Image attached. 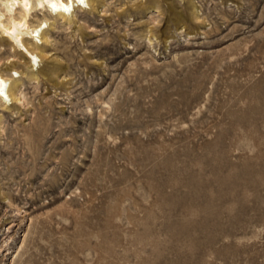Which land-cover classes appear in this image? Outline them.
<instances>
[{"label": "rangeland", "instance_id": "obj_1", "mask_svg": "<svg viewBox=\"0 0 264 264\" xmlns=\"http://www.w3.org/2000/svg\"><path fill=\"white\" fill-rule=\"evenodd\" d=\"M45 19L37 69L0 31V264H264V0Z\"/></svg>", "mask_w": 264, "mask_h": 264}, {"label": "bare ground", "instance_id": "obj_2", "mask_svg": "<svg viewBox=\"0 0 264 264\" xmlns=\"http://www.w3.org/2000/svg\"><path fill=\"white\" fill-rule=\"evenodd\" d=\"M37 7H40L38 5H43L42 9H45L47 12H49L51 15H54L56 17H59L62 21H66L70 16H74V12L76 8L80 7H85L84 4H78L76 0H58V2L64 3L66 6L69 2L72 3L73 7L71 12H65L63 9H56L53 10L51 7H49V4L51 2H57V0H35ZM31 3V8L27 12V18L24 19V23L26 24V27L22 30L23 34L21 35V44H23V48H21L24 53L26 54V58L28 60L29 66L31 69H37L39 66V62L41 61V58L46 57V53L44 52L43 49H39L35 43H39L41 41L47 43L48 42V37L45 32V28L47 27V20L45 19L44 21H40L38 24L34 25L29 23L28 18L30 15V10L32 9V0H30ZM85 3L87 4L88 9H91L93 11H97V6H98V0H85ZM3 8L0 7V12H3ZM24 10L21 7H17L15 10V14L13 16V19L16 21H20L24 18L23 16ZM6 21H0V23H3L5 26H10L8 17L6 16ZM0 31L4 33L3 29L0 28ZM32 32H38L37 36H32L29 33ZM20 34V33H18ZM6 37L10 38L13 42H15L10 36L5 35ZM23 36H28L30 40H32V43H29L27 41L24 42ZM28 40V39H27ZM16 43V42H15ZM33 57H35V60H33ZM15 65V63H13ZM14 73L18 75V71L14 70ZM35 78V77H34ZM12 78L8 77L5 72L0 71V81H2L4 84L7 85L5 88V93L8 95L9 99L8 101H4L3 97L0 96V103L5 106L8 103H16L23 100V96L18 93L17 89V83L12 82ZM7 103V104H6ZM20 103V102H19ZM23 103V102H22Z\"/></svg>", "mask_w": 264, "mask_h": 264}, {"label": "clouds", "instance_id": "obj_3", "mask_svg": "<svg viewBox=\"0 0 264 264\" xmlns=\"http://www.w3.org/2000/svg\"><path fill=\"white\" fill-rule=\"evenodd\" d=\"M76 2L78 4H84V6L87 7L85 0H76ZM38 6L42 7L43 5L41 4ZM0 7L4 10L3 12H0V21H3L4 17L7 16L10 24V26H5L3 23H0V28L3 29L5 35L10 36L19 47L23 48V44H21L20 41L21 35L23 34L22 30L26 27L24 19L27 18L26 14L31 8L30 0H0ZM17 7H21L24 10V18L20 21L13 19ZM49 7L53 10L63 9L67 13L71 12L73 5L69 2L66 6L64 3L58 2L57 0V2H51ZM29 34L35 37L38 35V32H32ZM33 60H35V57H33ZM6 87L7 85L0 81V96L3 97L4 101H8L9 99L8 95L4 91Z\"/></svg>", "mask_w": 264, "mask_h": 264}]
</instances>
